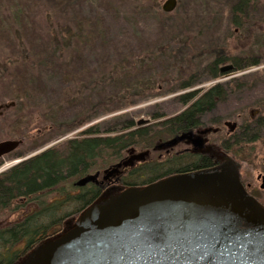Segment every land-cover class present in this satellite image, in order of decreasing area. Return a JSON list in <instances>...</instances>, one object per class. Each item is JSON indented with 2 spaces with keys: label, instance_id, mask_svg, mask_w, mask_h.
<instances>
[{
  "label": "rangeland",
  "instance_id": "1",
  "mask_svg": "<svg viewBox=\"0 0 264 264\" xmlns=\"http://www.w3.org/2000/svg\"><path fill=\"white\" fill-rule=\"evenodd\" d=\"M165 1L0 0V142L21 141L4 157L2 174L80 137L88 128L104 137L115 135L129 121L145 128L159 123L184 111L189 103L180 98L186 93L204 92L251 73L258 75L240 82V89L226 94L199 121L203 128H212L208 135L212 148L223 149L226 143L227 157L238 164L241 179L260 190L264 134L255 143L236 147L231 137L243 120L258 116L264 107V63L223 73L216 80L203 71L214 56L212 49L229 42L234 29L228 11L234 0H176L169 13L161 9ZM184 84L188 86L182 88ZM154 115L161 118L155 120ZM225 122L238 127L231 134ZM178 144L167 150L130 148L119 160L104 165L98 161L88 176L98 173L101 184L111 183L104 193L123 188L122 176L144 161L162 159L172 166L175 156L179 164L191 162ZM145 152L142 161L133 160L130 168L122 171L121 166L118 175L104 179L114 165ZM83 177L13 199L0 208V230L24 222L58 199H64L58 206L60 218L81 209L74 196L81 192L77 183ZM260 194L264 196V190ZM70 220L57 228L63 230Z\"/></svg>",
  "mask_w": 264,
  "mask_h": 264
},
{
  "label": "water",
  "instance_id": "2",
  "mask_svg": "<svg viewBox=\"0 0 264 264\" xmlns=\"http://www.w3.org/2000/svg\"><path fill=\"white\" fill-rule=\"evenodd\" d=\"M175 6L176 0H166L161 9L169 13ZM231 69L224 66L220 74ZM224 126L230 133L236 128L231 122ZM183 140L194 148L203 146L185 132L154 150L171 149ZM20 144L0 142V157ZM147 154L114 165L104 179ZM98 175L82 178L77 186ZM15 264H264V207L245 192L238 164L225 156L210 169L142 187L111 188Z\"/></svg>",
  "mask_w": 264,
  "mask_h": 264
},
{
  "label": "trees",
  "instance_id": "3",
  "mask_svg": "<svg viewBox=\"0 0 264 264\" xmlns=\"http://www.w3.org/2000/svg\"><path fill=\"white\" fill-rule=\"evenodd\" d=\"M231 2L228 19L230 27L237 33L233 30L229 42H224L223 45L212 49L214 56L211 62L203 68V71L205 69L208 72L207 78L212 80L221 77L220 66L222 65L228 64L232 67L229 73H238L264 63V0H234ZM257 75L249 73L226 83L214 84L212 90L209 89L200 96L197 92L184 95L180 100L185 104L189 103L185 111L146 128L135 127L129 121L125 127L115 130L113 132L115 135L104 137L88 128L79 135L80 137L67 140L61 147L46 150L20 162L0 181V208H5L13 199L55 188L66 179H76L84 175L87 177L90 170L97 166L98 161H102L104 165L119 160L122 153L130 148L154 149V145L158 142L161 143L185 133L197 123L203 113L213 109L218 102L222 101L226 94L240 89L241 83ZM261 75L264 76V69ZM186 86L188 85L184 84L182 88ZM220 87L229 88L221 89ZM160 118L161 115L153 116L155 120ZM263 134L264 107L258 116L241 122L231 137V142L235 147L240 144H252L259 141ZM223 146L230 149L226 143ZM185 155L193 158L187 165L179 164L175 156L173 159L176 163L172 166L161 161L162 159L144 161L122 176V185L124 188L142 187L169 176L199 171L210 165L206 157H197L189 153ZM80 191L77 196H74V200L78 202V205L80 204L81 209H75L64 218L57 216L58 206L64 200L58 199L50 203L51 207L33 213L24 222L0 230V248L2 249L0 250L2 251L0 264H15L40 241L62 230L56 228L54 234H49L50 228L54 225L60 227L65 219L81 212L98 199L99 193L94 188H81ZM37 219L41 221L39 224H37ZM15 246L18 247L15 248Z\"/></svg>",
  "mask_w": 264,
  "mask_h": 264
},
{
  "label": "flooded vegetation",
  "instance_id": "4",
  "mask_svg": "<svg viewBox=\"0 0 264 264\" xmlns=\"http://www.w3.org/2000/svg\"><path fill=\"white\" fill-rule=\"evenodd\" d=\"M209 89H211L212 90V86L210 87V88H208L207 90H205L204 92H201V90L199 91V90H193V91H191V92H188V93H186L185 95H187V94H189V93H192V92H197L198 93V96H200V95H202L203 93H205L206 91H208ZM184 96V95H183ZM185 105V104H184ZM187 107H188V105H187ZM186 107V108H187ZM185 108V109H186ZM185 109H184V111H185ZM211 109H209V110H207V112L208 111H210ZM203 123H200V121H199V119H198V121H197V123L193 126V127H191V128H189L186 132H192L193 133V135H194V138H199V140L200 141H202V144H203V146L201 147V148H194L190 143H188L186 140H183L182 142H180L178 145H181V146H183V150L181 151V153L182 154H187V153H191L192 155H195V156H197V157H206L207 159H209V161H210V165H209V167L208 168H205V169H210V168H212V156H213V158H214V160H213V165L214 166H217L218 164H220L223 160H224V157L225 156H229L227 153H228V148H225L224 146L222 147L223 149H220V148H218V149H214V148H212V143H210L209 142V138H208V135H210V134H212V128H203ZM237 125H236V128L235 129H237ZM206 129H209L210 131L209 132H207L206 134H200L203 130H206ZM216 131H218V130H216ZM233 133H235V132H233ZM182 134V133H181ZM180 134V135H181ZM232 134V133H231ZM46 151V150H45ZM44 152V151H43ZM42 153V152H41ZM41 153H39V154H41ZM36 155H38V154H36ZM35 155V156H36ZM6 157H7V155H5ZM5 156H1L0 157V164H2V162L4 161V157ZM32 157H34V156H32ZM31 158V157H30ZM29 159V158H28ZM26 160V159H25ZM24 161V160H23ZM213 166V167H214ZM201 170H204V169H201ZM2 172L3 171H1V169H0V181H2V179H3V177H5V175L7 174V173H3L2 174ZM2 178V179H1ZM98 178H99V176H98ZM98 178L97 179H95L94 181H92V182H88L87 184H85V185H83V186H81L79 189H83V188H85V189H88L89 187H91V188H94V189H96L97 191H98V195H97V197L99 198L100 196H102L103 194H104V192H105V190H106V188L108 187V185L110 186L111 185V183H108V185L106 186V184H101L100 182H99V180H98ZM259 179H261L262 180V177H260V176H258L257 177V180H259ZM240 182H241V184H242V186H243V188H244V190H245V192L249 195V196H251L252 198H254L261 206H263L264 207V196H260L261 194V192L264 190V187H261L260 188V190H257L256 188L254 189V188H252V185H250L249 183H245L242 179H241V177H240ZM264 185V184H263ZM84 210V209H83ZM82 211V210H81ZM79 213H80V211H79ZM79 213H77V214H75V215H71L70 217H68L66 220H70V219H72V218H75L76 216H78L79 215ZM62 226V225H61ZM57 228V226H53L52 228H50L49 230H48V233L49 234H54V232H56V229ZM59 228H61V227H59Z\"/></svg>",
  "mask_w": 264,
  "mask_h": 264
}]
</instances>
